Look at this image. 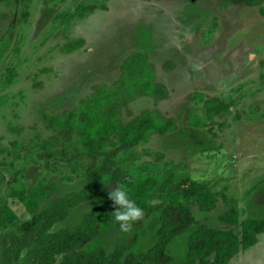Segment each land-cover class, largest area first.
I'll return each mask as SVG.
<instances>
[{
	"label": "rangeland",
	"instance_id": "1",
	"mask_svg": "<svg viewBox=\"0 0 264 264\" xmlns=\"http://www.w3.org/2000/svg\"><path fill=\"white\" fill-rule=\"evenodd\" d=\"M221 3L0 0V208L8 204L18 217L0 230V264H4L10 236L32 217L22 203L9 197L24 153L13 150L14 142L35 136L65 139L49 127L46 115L74 109L95 86L113 85L124 59L137 52L148 55L168 96L137 98L123 109L124 119L151 109L174 118L178 125L169 136L152 137L144 147L152 155L144 160L155 161V154L162 153L165 161L184 164L192 180L238 199L240 221L264 218V16L258 7L224 9ZM91 8H95L92 14ZM79 39L85 41L81 48L64 52L65 46ZM196 93L223 100L229 110L207 122L204 129L188 127L190 109L206 117L204 104L197 105L193 99ZM74 142L75 138L65 140L71 146ZM44 172L41 166L31 165L25 181L32 188ZM51 180L60 185L58 176ZM77 183L78 188L60 185L59 192L79 190L83 184ZM191 208L197 224L170 246L172 264H187L189 235L202 227L232 229L241 235L239 225L220 222L219 216L230 210L222 198L210 212L200 211L196 204ZM81 215L73 213L70 225H78ZM111 227L104 228L90 248L97 245L111 251L132 232ZM158 227L159 216L154 215L141 233L136 252L155 243ZM229 264H264V234Z\"/></svg>",
	"mask_w": 264,
	"mask_h": 264
},
{
	"label": "trees",
	"instance_id": "2",
	"mask_svg": "<svg viewBox=\"0 0 264 264\" xmlns=\"http://www.w3.org/2000/svg\"><path fill=\"white\" fill-rule=\"evenodd\" d=\"M231 5L258 7L264 16V0H222V8ZM94 11L95 8L90 9L91 14ZM84 43V39L73 41L64 47V52L73 53ZM120 71L117 82L95 86L93 93L73 110L46 115L49 127L65 135V139L35 136L27 142H14L13 150L24 153L12 177L9 197L22 203L32 217L10 236L4 264H172L175 259L169 252L170 246L197 224L191 206L196 204L200 211L210 212L219 198L230 205V210L219 216L220 222L239 225L241 235L232 229L207 227L191 232L187 264H229L242 250L255 246L264 234V218L240 221L238 199L220 195L206 183L192 180L184 164L167 162L162 153L155 154V161L144 160L152 155L144 148L152 137L169 136L178 125L174 118L151 109L126 121L123 109L127 105L141 96L165 99L168 90L158 83L145 53L125 58ZM193 99L197 105L204 104L206 117L204 120L190 109L188 127L204 129L207 122L229 110V104L219 98L206 99L196 93ZM74 138L73 146L65 144V140ZM31 165L45 171L32 188L25 181ZM53 175L69 184L76 180L86 183L78 191L53 198L57 191L49 183ZM117 185L128 189L144 216L132 226L134 235L117 242L111 251L103 247L88 249L89 243L101 234L104 223L120 228L112 214L116 206L108 196ZM85 203L96 207L79 225L53 231L67 220L71 210ZM154 215L159 216L155 243L136 252L141 233ZM17 220L8 204L0 208V230Z\"/></svg>",
	"mask_w": 264,
	"mask_h": 264
},
{
	"label": "clouds",
	"instance_id": "3",
	"mask_svg": "<svg viewBox=\"0 0 264 264\" xmlns=\"http://www.w3.org/2000/svg\"><path fill=\"white\" fill-rule=\"evenodd\" d=\"M108 196L116 206L112 212L114 221L119 224L121 231H130L132 226L143 218V209L130 197L124 185H117L115 189L109 191Z\"/></svg>",
	"mask_w": 264,
	"mask_h": 264
},
{
	"label": "crops",
	"instance_id": "4",
	"mask_svg": "<svg viewBox=\"0 0 264 264\" xmlns=\"http://www.w3.org/2000/svg\"><path fill=\"white\" fill-rule=\"evenodd\" d=\"M241 6V5H240ZM120 77V76H119ZM73 110V109H72ZM53 130V129H52ZM55 131V130H54ZM53 176H56V175H53ZM52 176H51V178H50V181H49V183L50 184H54L56 187H57V191H56V193L55 194H58L57 195V197H59V196H62L63 194H67V193H70V192H59L60 191V189H61V187H60V185L61 186H63L64 188H67V187H65V182H62L61 180H60V185H59V183H55V182H53L52 180ZM81 182L83 185H82V187L85 185V183H86V180H76L74 183H71V184H75V187L76 188H78L76 185H78L79 183H77V182ZM69 184V183H68ZM34 186V185H33ZM82 187H79V190L82 188ZM67 190V189H66ZM76 191H78V190H76ZM54 194V195H55ZM57 197H54V198H57ZM85 205V206H84ZM92 205H94V204H90V203H85V204H82V205H80L79 207H77L76 209H73V210H71L70 211V214H69V217L67 218V220H65L64 222H62V223H60V224H58V225H56L55 227H54V229H53V231L55 232V231H58V230H62V229H73V228H75L76 226H72V224L70 225V222H71V220H74V218H71V216H72V214L73 213H75V212H77V216L80 214V213H82V215H81V220H80V222H79V224L83 221V219H84V217H85V215L86 214H88L89 212H91L95 207H96V205H94L95 207L92 209ZM78 224V225H79ZM67 225H69V227H67ZM71 226V227H70ZM112 225L111 224H109V223H104L103 224V229L104 228H106V227H109L108 229H111L112 227H111ZM103 231L104 230H102V232L101 233H103ZM131 235L130 236H127L128 238L129 237H131V236H133L134 235V233H130ZM140 239L142 240V236L140 237ZM94 242V241H93ZM117 243V242H116ZM89 244H91V243H89ZM116 245V244H115ZM115 245L113 246V248L112 249H114V247H115ZM90 246L91 245H88L87 246V248L88 249H90ZM99 246H95L93 249H96V248H98ZM92 248V247H91ZM107 248V247H106ZM105 248V249H106ZM108 249V248H107ZM106 249V250H107ZM111 249V250H112ZM107 251H110V250H107Z\"/></svg>",
	"mask_w": 264,
	"mask_h": 264
}]
</instances>
